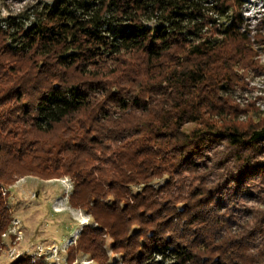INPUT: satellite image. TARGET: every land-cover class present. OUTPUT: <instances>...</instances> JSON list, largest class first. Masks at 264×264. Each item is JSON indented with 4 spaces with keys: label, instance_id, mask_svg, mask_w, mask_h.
Here are the masks:
<instances>
[{
    "label": "trees",
    "instance_id": "16d2710c",
    "mask_svg": "<svg viewBox=\"0 0 264 264\" xmlns=\"http://www.w3.org/2000/svg\"><path fill=\"white\" fill-rule=\"evenodd\" d=\"M243 3L52 0L0 19V241L3 187L67 176L69 204L92 219L70 261L81 252L96 264H264L249 242L261 217L251 232L232 230L228 196L204 168L224 140L232 195L264 177V111L227 91L264 75L254 47L264 34L244 25Z\"/></svg>",
    "mask_w": 264,
    "mask_h": 264
},
{
    "label": "rangeland",
    "instance_id": "374dc122",
    "mask_svg": "<svg viewBox=\"0 0 264 264\" xmlns=\"http://www.w3.org/2000/svg\"><path fill=\"white\" fill-rule=\"evenodd\" d=\"M36 2L52 0H0V19L26 10L29 5ZM241 10L244 25L251 29V35L255 32L264 34V0H244ZM27 24L29 22H26ZM254 47L257 49L259 62L264 66V49L258 45ZM246 80L247 84L244 87L235 86L227 90L228 93L240 103V106L246 107L252 102L258 111H264V75L250 73ZM247 115L248 113L246 117ZM241 117L244 118L245 115ZM230 150L224 140L214 143L207 149L204 168L209 174L206 182L230 198L225 196L227 199L224 204L225 209L232 214L231 229L236 233L244 230L251 232L255 221L261 217V233H255L249 242L252 250L260 249L264 252V177H254L250 183L252 188L250 193L232 195L235 164L232 158L227 156ZM259 158L264 159V152ZM163 181L164 179H159L153 183L157 186ZM71 187L72 181L67 176L40 179L32 175L20 177L13 184L3 187L10 212L8 226H11V219L16 222L15 230L18 237L14 238L15 235L7 226L5 236L1 235L0 264H10L16 259L18 250L30 254L35 251L44 253L48 260L47 264L50 262L59 264L54 261L96 264L88 254L81 252L72 261L67 259V249L75 242L81 226L92 223L88 213L69 204L67 196ZM137 189L139 187H132L133 191ZM110 242V237H106L110 261L120 260V255L111 251Z\"/></svg>",
    "mask_w": 264,
    "mask_h": 264
},
{
    "label": "built area",
    "instance_id": "2783aa9c",
    "mask_svg": "<svg viewBox=\"0 0 264 264\" xmlns=\"http://www.w3.org/2000/svg\"><path fill=\"white\" fill-rule=\"evenodd\" d=\"M11 222L12 223H10L11 224V226L9 227L8 226V228H9V231L10 232H12L14 235H15V237L14 238H16V237H18V235H17V231L15 230V224H16V222L14 221V220H12L11 219ZM8 228H7V230H8ZM6 232V231H5ZM5 232H3L2 233V236H5ZM17 239V238H16ZM71 243V242H70ZM69 243V244H70ZM68 244V245H69ZM16 253V252H15ZM20 256H29V258L31 259V261H34V260H42V261H44V262H47L48 260L46 259V256H45V254L44 253H41V252H37V251H35V252H33L32 254H30V253H26V252H21L20 250H18V252H17V254H16V256H15V258H17V257H20ZM55 263H59V264H68V263H65V262H56V261H54ZM51 263V262H50ZM49 263V264H50ZM74 263V262H73ZM72 263V264H73ZM52 264V263H51Z\"/></svg>",
    "mask_w": 264,
    "mask_h": 264
}]
</instances>
